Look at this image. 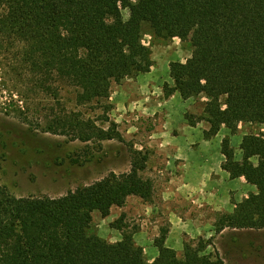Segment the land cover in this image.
I'll use <instances>...</instances> for the list:
<instances>
[{
  "label": "trees",
  "instance_id": "obj_1",
  "mask_svg": "<svg viewBox=\"0 0 264 264\" xmlns=\"http://www.w3.org/2000/svg\"><path fill=\"white\" fill-rule=\"evenodd\" d=\"M145 25L156 36L190 42L191 56L170 64L174 85L166 95L207 98L200 117L209 123L207 139L223 126L232 134L241 123L264 128V0H0V45L8 43L14 70L28 72L27 94L42 91L60 101L63 91L73 90L79 106L105 112L112 107L113 83L150 67ZM114 126L106 129L82 110H65L46 130L87 142L120 137ZM240 149L241 160L230 137L223 139L222 168L257 192L219 215L217 233L264 229V131L246 133ZM136 154L130 171L110 172L60 197H18L0 184V264H224L206 252L204 241L185 243L179 256L166 244L169 229L155 239L159 255L149 261L123 216L112 224L122 231L117 242L91 231L95 211L107 217L130 196L152 199L154 183L141 174L148 157Z\"/></svg>",
  "mask_w": 264,
  "mask_h": 264
},
{
  "label": "rangeland",
  "instance_id": "obj_2",
  "mask_svg": "<svg viewBox=\"0 0 264 264\" xmlns=\"http://www.w3.org/2000/svg\"><path fill=\"white\" fill-rule=\"evenodd\" d=\"M123 12L128 18L129 10ZM143 41L151 48L149 69L113 83L112 107L106 112L97 105L79 106L73 90L63 91L60 101L42 91L27 94V85H32L28 72L14 70L6 54L8 43L0 45V184L18 197H60L110 172L130 171L140 151L148 157L141 174L154 183L152 199L130 196L107 217L95 211L93 233L109 242L121 240L122 231L112 224L123 216L124 227L137 230L134 238L149 261L158 249L155 239L169 229L167 246H174L179 256L185 243L204 241L206 252L220 256L224 264H264V229L215 231L221 213L232 212L236 203L257 192L255 185L232 178L220 166L222 141L229 136L236 158H242L243 136L264 128L241 123L232 134L223 126L207 139L209 123L200 118L207 98L166 95L174 85L170 64L191 56L190 42L156 36L149 25L144 26ZM65 110H82L106 129L114 122L120 137L86 142L48 132L50 120Z\"/></svg>",
  "mask_w": 264,
  "mask_h": 264
},
{
  "label": "crops",
  "instance_id": "obj_3",
  "mask_svg": "<svg viewBox=\"0 0 264 264\" xmlns=\"http://www.w3.org/2000/svg\"><path fill=\"white\" fill-rule=\"evenodd\" d=\"M223 154V153H222ZM238 159H242V158H238ZM225 161V156H224V154H223V158H222V160L220 161V166H222L221 164L223 163ZM224 170V169H223ZM241 178H243V179H245L244 177H240V179ZM245 181H246V179H245ZM169 244V241H167V245ZM172 247H174V246H172ZM175 248V247H174ZM153 254H154V256L152 257V260H154L157 256H158V254H159V250L157 249L156 251L154 250V252H153ZM151 260V261H152Z\"/></svg>",
  "mask_w": 264,
  "mask_h": 264
}]
</instances>
